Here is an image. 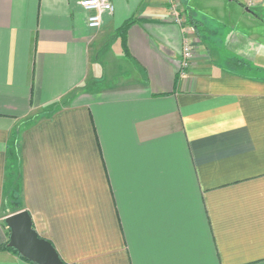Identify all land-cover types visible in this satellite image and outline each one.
Here are the masks:
<instances>
[{
	"label": "crops",
	"instance_id": "obj_1",
	"mask_svg": "<svg viewBox=\"0 0 264 264\" xmlns=\"http://www.w3.org/2000/svg\"><path fill=\"white\" fill-rule=\"evenodd\" d=\"M79 1L0 0V245L27 211L65 264H264V1Z\"/></svg>",
	"mask_w": 264,
	"mask_h": 264
},
{
	"label": "water",
	"instance_id": "obj_2",
	"mask_svg": "<svg viewBox=\"0 0 264 264\" xmlns=\"http://www.w3.org/2000/svg\"><path fill=\"white\" fill-rule=\"evenodd\" d=\"M11 231L9 245L34 264H65L53 244L39 236L29 212L21 211L7 217Z\"/></svg>",
	"mask_w": 264,
	"mask_h": 264
},
{
	"label": "built area",
	"instance_id": "obj_3",
	"mask_svg": "<svg viewBox=\"0 0 264 264\" xmlns=\"http://www.w3.org/2000/svg\"><path fill=\"white\" fill-rule=\"evenodd\" d=\"M264 0H245L246 5L253 7L260 4ZM79 4L88 13V27L91 29H100L103 24V14L113 13L114 4L112 0H80ZM176 22L181 24V19L177 16ZM192 47L189 39L186 37L184 48L182 50L180 77L185 78L188 75V70L192 66Z\"/></svg>",
	"mask_w": 264,
	"mask_h": 264
},
{
	"label": "rangeland",
	"instance_id": "obj_4",
	"mask_svg": "<svg viewBox=\"0 0 264 264\" xmlns=\"http://www.w3.org/2000/svg\"><path fill=\"white\" fill-rule=\"evenodd\" d=\"M210 1L211 0H182V3L186 8L190 7L191 10L195 13L196 19L201 21V19H202L201 16L203 15V11L200 12V10H201V8L204 9L205 7L209 6L208 4ZM248 29H249V31H248ZM248 29H247V34H249V35L254 34L255 35V38L253 39V41L251 43V47L255 48L257 50V48H259L258 47L259 43H261L262 44V50L264 51V26H261V25L260 26H254V28L251 27ZM198 32H199L200 38H206L207 36H209V32L205 28H203L202 26L198 27ZM221 39L224 41L223 38H221ZM238 70H241V72H244V73L245 72L248 73V71H246L244 69L243 70L238 69Z\"/></svg>",
	"mask_w": 264,
	"mask_h": 264
},
{
	"label": "trees",
	"instance_id": "obj_5",
	"mask_svg": "<svg viewBox=\"0 0 264 264\" xmlns=\"http://www.w3.org/2000/svg\"><path fill=\"white\" fill-rule=\"evenodd\" d=\"M136 22H137V20H135V19H130V20H128V21H127V22H126V23L120 28L119 32L121 33V35L123 36V38H124L126 32L128 31V29H129L132 25H134ZM10 234H11V231H10V229L8 228V232H7V235H8V241H7L5 244L0 245V252L3 251V250H8V251H11V252H13L14 254H16V255H17L18 257H20L22 260H25V261H27V262H30V261H28L27 259H25L24 257H22V256L19 254V252H17L14 248H12V247L9 245V243H10ZM30 263H32V262H30ZM32 264H34V263H32Z\"/></svg>",
	"mask_w": 264,
	"mask_h": 264
}]
</instances>
